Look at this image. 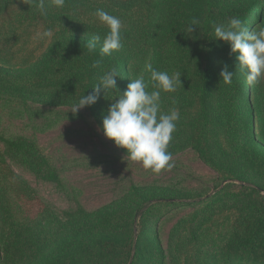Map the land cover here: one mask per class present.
Returning a JSON list of instances; mask_svg holds the SVG:
<instances>
[{
  "label": "trees",
  "instance_id": "obj_1",
  "mask_svg": "<svg viewBox=\"0 0 264 264\" xmlns=\"http://www.w3.org/2000/svg\"><path fill=\"white\" fill-rule=\"evenodd\" d=\"M77 9L80 17L89 15ZM117 17L122 21L123 48L103 57L100 67H90L100 59L99 49L88 53L85 44L89 38L81 36L87 26L81 24V31L75 29L69 37L59 38L48 47L47 53L31 66L30 77L24 75L25 84H14L9 89L37 104L72 107L82 94L92 91L91 86L109 67L117 68V87L123 92L130 82V60L146 61L141 74L146 82L149 64L169 74L179 72L181 87L175 93L161 94L163 110L175 107L180 113L168 151L172 154L190 148L217 172L227 171L254 185L263 182L264 110L252 107L254 86L247 85L237 70L236 54H229V45L214 39L213 23H227L230 17H239L252 27L264 23V0H160L153 5L151 21H139L136 15ZM193 19L199 24L190 35L186 34L185 25ZM224 65L236 72L230 86L223 84L219 76ZM111 98L112 93H101L95 104L86 107L99 127L109 104L115 102ZM6 147L37 177L57 179L47 159L30 141L16 139L6 142ZM119 149L126 154L125 149ZM2 171L0 264H79L76 254L94 250L99 257L101 250L113 253L120 248L127 259H132L131 264H145L144 249L134 231L136 223L144 221L143 213L138 216V211L149 201L142 198L150 195L146 190L138 197L126 196L92 213L79 211L69 216L67 224H60L54 222V214L24 182L5 166ZM151 191L153 196L163 192ZM246 206L248 219L223 245V264H264V202H249Z\"/></svg>",
  "mask_w": 264,
  "mask_h": 264
},
{
  "label": "rangeland",
  "instance_id": "obj_2",
  "mask_svg": "<svg viewBox=\"0 0 264 264\" xmlns=\"http://www.w3.org/2000/svg\"><path fill=\"white\" fill-rule=\"evenodd\" d=\"M159 1L65 0L63 8H50L47 16H41L22 0H0V179L5 181V166L42 200L54 214V222L60 224H67L69 216L79 211L92 213L146 190L150 195L142 198L149 201L138 211L144 221L137 222L134 231L144 249L142 262L223 264L224 243L250 214L246 204L264 202V181L254 185L227 171L217 172L190 148L172 153L173 166L154 174L128 160L105 138L86 107L72 112V107L44 106L9 89L25 84L24 75L30 77L32 65L48 47L75 29L81 31V24L87 26L81 36L99 34L103 38L107 28L92 15L97 8L123 18L136 15L139 21H151L153 5ZM78 7L89 15L80 17ZM44 30L51 35L38 39L37 34ZM145 66V60H130V80L139 78ZM14 75L19 78L14 79ZM253 94L252 107L264 110V78L254 86ZM16 139L33 143L57 179L37 177L8 151L6 142ZM155 189L163 192L153 196L151 190ZM101 252L99 257L94 250L82 252L75 259L79 264H131L132 259H127L121 248Z\"/></svg>",
  "mask_w": 264,
  "mask_h": 264
},
{
  "label": "clouds",
  "instance_id": "obj_3",
  "mask_svg": "<svg viewBox=\"0 0 264 264\" xmlns=\"http://www.w3.org/2000/svg\"><path fill=\"white\" fill-rule=\"evenodd\" d=\"M22 2L31 5L41 16H47L50 8L61 9L65 6V0ZM92 15L107 28L103 38L99 34H92L85 44L89 54H94L99 49L100 59L94 60L90 65L95 69L101 66L103 57L111 56L113 52L123 48L122 21L102 8H97ZM198 24V20H191L185 25L184 32L190 35ZM50 35L49 30H44L37 34V38L45 39ZM213 36L229 45L230 55L236 54L237 70L243 75L245 83L250 87L258 85L264 78V23L252 27L239 17H230L227 23H213ZM147 69V82L142 76L132 79L121 92L117 87L116 78L120 77L118 70L114 66L109 67L102 71L98 81L91 86L92 91L78 98L71 111L90 107L97 102L101 93L104 96L112 93L109 100L114 99L115 102L109 104L100 126L104 137L113 141L115 146L125 149L128 160L139 163L144 170L159 174L173 166L170 163L172 154L168 147L180 119L177 108L163 110L161 94L175 93L177 87H181V73L169 74L167 71L152 68L150 64ZM235 73L230 72L228 66L224 65L219 73L221 82L230 86ZM172 103L175 104L174 99Z\"/></svg>",
  "mask_w": 264,
  "mask_h": 264
}]
</instances>
